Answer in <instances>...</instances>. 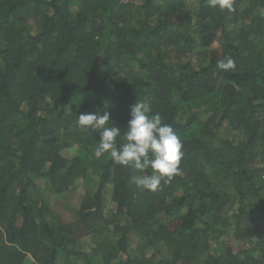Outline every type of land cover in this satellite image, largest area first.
Segmentation results:
<instances>
[{
	"label": "trees",
	"instance_id": "obj_1",
	"mask_svg": "<svg viewBox=\"0 0 264 264\" xmlns=\"http://www.w3.org/2000/svg\"><path fill=\"white\" fill-rule=\"evenodd\" d=\"M233 8L0 0V264H264V0ZM136 99L183 143L156 192L76 122Z\"/></svg>",
	"mask_w": 264,
	"mask_h": 264
},
{
	"label": "clouds",
	"instance_id": "obj_2",
	"mask_svg": "<svg viewBox=\"0 0 264 264\" xmlns=\"http://www.w3.org/2000/svg\"><path fill=\"white\" fill-rule=\"evenodd\" d=\"M206 3L221 12L234 11V0H206ZM217 67L228 71L235 63L226 57L218 61ZM110 120V113L100 110L76 117L79 128L99 134L94 150L97 159L107 153L114 164L132 167L138 174L131 177V183L147 192L160 190L162 181L169 183L181 173L182 140L159 113L153 112L150 102L136 99L124 129L116 124L109 126ZM117 138H122V142L118 143ZM148 169L151 174H146Z\"/></svg>",
	"mask_w": 264,
	"mask_h": 264
},
{
	"label": "rangeland",
	"instance_id": "obj_3",
	"mask_svg": "<svg viewBox=\"0 0 264 264\" xmlns=\"http://www.w3.org/2000/svg\"><path fill=\"white\" fill-rule=\"evenodd\" d=\"M76 151H77L76 149L75 150L66 151L65 152V156H68L69 157V156L73 155V152H74V154H76ZM77 195L79 196V194H77ZM74 197H76V195H74Z\"/></svg>",
	"mask_w": 264,
	"mask_h": 264
}]
</instances>
